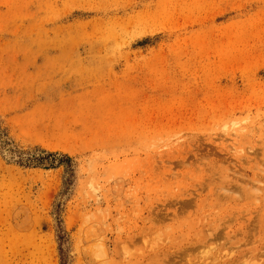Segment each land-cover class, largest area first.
I'll use <instances>...</instances> for the list:
<instances>
[{"label": "rangeland", "instance_id": "374dc122", "mask_svg": "<svg viewBox=\"0 0 264 264\" xmlns=\"http://www.w3.org/2000/svg\"><path fill=\"white\" fill-rule=\"evenodd\" d=\"M0 264H264V0H0Z\"/></svg>", "mask_w": 264, "mask_h": 264}, {"label": "trees", "instance_id": "16d2710c", "mask_svg": "<svg viewBox=\"0 0 264 264\" xmlns=\"http://www.w3.org/2000/svg\"><path fill=\"white\" fill-rule=\"evenodd\" d=\"M49 155H51V154H49Z\"/></svg>", "mask_w": 264, "mask_h": 264}]
</instances>
